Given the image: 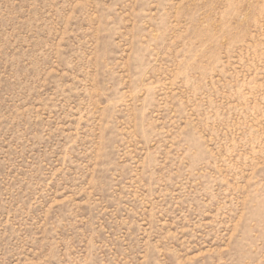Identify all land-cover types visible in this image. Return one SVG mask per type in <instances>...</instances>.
<instances>
[{
    "label": "rangeland",
    "instance_id": "374dc122",
    "mask_svg": "<svg viewBox=\"0 0 264 264\" xmlns=\"http://www.w3.org/2000/svg\"><path fill=\"white\" fill-rule=\"evenodd\" d=\"M0 264H264V0H0Z\"/></svg>",
    "mask_w": 264,
    "mask_h": 264
}]
</instances>
